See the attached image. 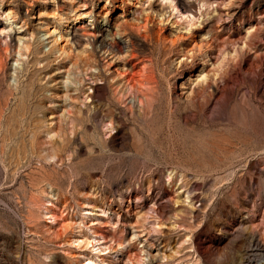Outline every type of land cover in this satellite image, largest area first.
<instances>
[{"label":"rangeland","instance_id":"374dc122","mask_svg":"<svg viewBox=\"0 0 264 264\" xmlns=\"http://www.w3.org/2000/svg\"><path fill=\"white\" fill-rule=\"evenodd\" d=\"M171 1L0 0V264H264V0Z\"/></svg>","mask_w":264,"mask_h":264},{"label":"bare ground","instance_id":"6f19581e","mask_svg":"<svg viewBox=\"0 0 264 264\" xmlns=\"http://www.w3.org/2000/svg\"><path fill=\"white\" fill-rule=\"evenodd\" d=\"M169 9H170V11L172 12V15L175 17V18H177L178 20H181V22H183L184 24H186V25H190L191 23V15H189V14H185V12H182L181 10H179L178 9V7L176 6V4H174L171 0H169ZM7 19H9L10 17H11V15L9 14V13H7L6 14V16H5ZM18 55H19V53H17ZM16 62V61H15ZM0 66H1V61H0ZM199 78H203L202 76H201V74H200V76H199ZM132 89H133V87H132ZM131 89V84L129 83V84H126V86H125V88L123 89V93H127V92H133V91H130V90H132ZM87 97H89V95L87 96ZM106 128H109V126L108 125H106ZM109 129H111V128H109ZM181 192H185V196H184V198L185 199H187V200H189L190 199V195H189V192L187 191V190H185V189H181L180 190ZM189 198V199H188ZM53 214H51L49 217L50 218H53ZM156 225L157 226H159V222H156ZM133 236H135V234L133 235ZM134 238V237H133ZM250 239H252V237H250ZM185 241V240H184ZM250 242H253V240L252 241H250ZM255 248V249H254ZM260 248H264V246H263V244H261V243H258V242H256L254 245H253V249L254 250H256V251H258V250H260ZM140 259V261H139V263L138 264H142L143 263V260H142V258H139Z\"/></svg>","mask_w":264,"mask_h":264}]
</instances>
